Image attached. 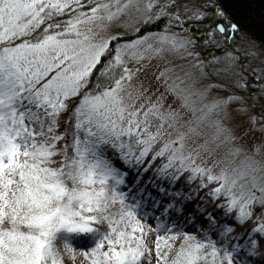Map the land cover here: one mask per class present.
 <instances>
[{
  "label": "snow or ice",
  "instance_id": "6c2138e0",
  "mask_svg": "<svg viewBox=\"0 0 264 264\" xmlns=\"http://www.w3.org/2000/svg\"><path fill=\"white\" fill-rule=\"evenodd\" d=\"M0 264H264V0H0Z\"/></svg>",
  "mask_w": 264,
  "mask_h": 264
},
{
  "label": "rangeland",
  "instance_id": "374dc122",
  "mask_svg": "<svg viewBox=\"0 0 264 264\" xmlns=\"http://www.w3.org/2000/svg\"><path fill=\"white\" fill-rule=\"evenodd\" d=\"M74 243L79 246V248H84L85 246L93 245L94 241L93 238L90 236H82L81 240H78L77 237H74Z\"/></svg>",
  "mask_w": 264,
  "mask_h": 264
},
{
  "label": "trees",
  "instance_id": "16d2710c",
  "mask_svg": "<svg viewBox=\"0 0 264 264\" xmlns=\"http://www.w3.org/2000/svg\"><path fill=\"white\" fill-rule=\"evenodd\" d=\"M77 239H78V240H81V239H82V236H78Z\"/></svg>",
  "mask_w": 264,
  "mask_h": 264
}]
</instances>
